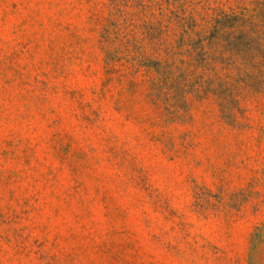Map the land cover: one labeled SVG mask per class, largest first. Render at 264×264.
I'll list each match as a JSON object with an SVG mask.
<instances>
[{
	"label": "rangeland",
	"instance_id": "rangeland-1",
	"mask_svg": "<svg viewBox=\"0 0 264 264\" xmlns=\"http://www.w3.org/2000/svg\"><path fill=\"white\" fill-rule=\"evenodd\" d=\"M0 264H264V0H0Z\"/></svg>",
	"mask_w": 264,
	"mask_h": 264
}]
</instances>
